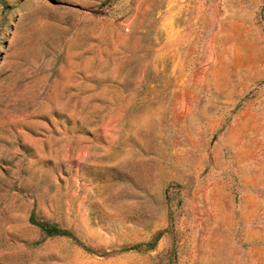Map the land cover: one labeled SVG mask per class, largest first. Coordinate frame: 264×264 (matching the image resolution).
Returning <instances> with one entry per match:
<instances>
[{"label": "rangeland", "instance_id": "1", "mask_svg": "<svg viewBox=\"0 0 264 264\" xmlns=\"http://www.w3.org/2000/svg\"><path fill=\"white\" fill-rule=\"evenodd\" d=\"M0 264H264V1L0 0Z\"/></svg>", "mask_w": 264, "mask_h": 264}, {"label": "trees", "instance_id": "2", "mask_svg": "<svg viewBox=\"0 0 264 264\" xmlns=\"http://www.w3.org/2000/svg\"><path fill=\"white\" fill-rule=\"evenodd\" d=\"M28 220H29V223L36 226L41 231L43 238L64 236V237L75 239L73 233L70 230L62 228L58 226L57 224L49 222L47 220L38 219L34 216L33 213L30 214ZM157 237L158 235L155 236V239H157ZM141 246L142 244H135V245H132L131 247H128V249L139 250ZM145 246L148 250H151L154 246L153 241L146 243Z\"/></svg>", "mask_w": 264, "mask_h": 264}, {"label": "crops", "instance_id": "3", "mask_svg": "<svg viewBox=\"0 0 264 264\" xmlns=\"http://www.w3.org/2000/svg\"><path fill=\"white\" fill-rule=\"evenodd\" d=\"M264 0H255V6L261 4Z\"/></svg>", "mask_w": 264, "mask_h": 264}]
</instances>
